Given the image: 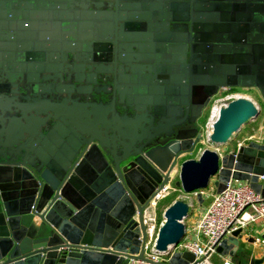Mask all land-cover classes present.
<instances>
[{
	"label": "water",
	"instance_id": "95a60500",
	"mask_svg": "<svg viewBox=\"0 0 264 264\" xmlns=\"http://www.w3.org/2000/svg\"><path fill=\"white\" fill-rule=\"evenodd\" d=\"M228 88L264 100V0H0V264L151 262L145 212L166 187L264 197V141L232 149L264 111L249 99L181 162L204 137L174 120ZM192 212L163 210L156 264H197L176 251Z\"/></svg>",
	"mask_w": 264,
	"mask_h": 264
},
{
	"label": "built area",
	"instance_id": "2783aa9c",
	"mask_svg": "<svg viewBox=\"0 0 264 264\" xmlns=\"http://www.w3.org/2000/svg\"><path fill=\"white\" fill-rule=\"evenodd\" d=\"M236 96H227L224 99L216 101L212 111L215 108L226 106L230 101L236 99ZM227 102V103H224ZM217 103H220L217 105ZM211 111V114H212ZM211 119V118H210ZM210 122L207 124V138L212 130ZM203 137H206V131H201ZM254 136H249L239 140L237 149L248 145L251 141H256ZM262 142L264 140L258 139ZM204 141V140H203ZM203 143V142H202ZM173 186H168L164 191L158 192L151 200L146 212L152 209L154 212V223L149 224L150 239L145 257L151 262L138 260H129L127 264H156L160 258L152 253V243L156 231L161 224L158 216L159 205L169 196ZM209 190L202 192L205 195ZM264 221V197L255 192L248 183L229 182L226 189L221 194H213L211 202L198 221L187 228V236L182 243L178 245L176 251L188 252L195 256L197 264H235L231 259L222 257L218 259L220 240L232 235L238 230H245L251 225ZM195 239V240H193ZM264 243V241H262Z\"/></svg>",
	"mask_w": 264,
	"mask_h": 264
},
{
	"label": "crops",
	"instance_id": "0c3cea01",
	"mask_svg": "<svg viewBox=\"0 0 264 264\" xmlns=\"http://www.w3.org/2000/svg\"><path fill=\"white\" fill-rule=\"evenodd\" d=\"M253 123L256 124V130L244 133V135L239 140H243L244 138L249 136H254L255 139H257L256 141H260L258 139L264 140V115L261 116L259 120H256ZM172 191L176 192L179 191V189H172ZM216 193L217 188L212 185L209 191L205 193V195H203V202L198 201L196 195H194V203L189 200L190 198L188 196H180L175 199H187L193 205L192 215L189 219L185 221L187 228L194 225L198 221V219H200V217L203 215L204 211L211 202V196ZM172 202L166 205L164 209L168 207ZM163 210L160 212V216L162 215ZM160 222H162V217ZM244 233L245 235L240 241L239 248L235 255H224L222 252L219 251L218 259L222 257H227L231 259L235 264H264V243H262V241H264V221H260L257 224L251 225L250 227L244 230Z\"/></svg>",
	"mask_w": 264,
	"mask_h": 264
},
{
	"label": "rangeland",
	"instance_id": "374dc122",
	"mask_svg": "<svg viewBox=\"0 0 264 264\" xmlns=\"http://www.w3.org/2000/svg\"><path fill=\"white\" fill-rule=\"evenodd\" d=\"M227 96L243 97V98H246V99H249L250 101H252L257 107L264 108V101H263L259 91H257V90L237 89V90L228 92L226 95L216 96L215 97V102H213L212 105L209 106V108L206 110V120L203 121V125L204 126L202 127L203 128L202 131H206V137L204 138L203 143H201L191 155L185 156L181 160V162L185 161V160H188V159H198L200 157L201 153L205 149H213V147L207 141V131H208L207 124L209 123L210 118L212 116L211 111H212L213 106L216 105V101L219 100V99H224ZM224 103H227V102H224ZM219 104L220 103H217V105H219ZM263 115H264V111H263L261 116H263ZM258 120H259V118H258ZM255 130H256V124L251 123L250 125H248L247 127H245L243 129V131L241 132V134L238 137V140L241 139V137L244 135V133L255 131ZM235 147L236 146L233 145L232 149L235 148ZM180 196L181 197L185 196L183 194V192H181L180 190L176 191V192L171 191V193L169 194L168 198L166 200H164L159 205V207H158L159 211H157L158 216H160V212L164 209V207L166 205H168L170 202H172L173 200H175L177 197H180ZM188 197L190 198L189 199L190 201H192L193 203L195 202V196L194 195H191V196H188Z\"/></svg>",
	"mask_w": 264,
	"mask_h": 264
},
{
	"label": "flooded vegetation",
	"instance_id": "af4514ba",
	"mask_svg": "<svg viewBox=\"0 0 264 264\" xmlns=\"http://www.w3.org/2000/svg\"><path fill=\"white\" fill-rule=\"evenodd\" d=\"M59 66H60V64H57V67H59ZM65 67H66V65H62L61 66V68H65ZM59 69H60V67H59ZM47 82L50 83L51 80L47 81ZM65 84H66V82H65ZM237 89H244V88L220 89L217 96L226 95L228 92H231V91H234V90H237ZM248 90H257V89H248ZM205 94H206V91L204 90V91H202L201 94H199L197 96L201 100ZM191 96L193 97L192 94H191ZM197 96H196V98H197ZM215 97L211 99V101H210V103H209V105L207 107L204 106L202 109H200L199 112L197 110V107L194 110L183 112L181 114V116L177 117L174 120L175 122H179V125L174 127L172 129V131H190V132L191 131H199V132H201L202 129H203L202 127L204 126L203 125V121L206 120V110L209 108V106L212 105L213 102H215Z\"/></svg>",
	"mask_w": 264,
	"mask_h": 264
},
{
	"label": "bare ground",
	"instance_id": "6f19581e",
	"mask_svg": "<svg viewBox=\"0 0 264 264\" xmlns=\"http://www.w3.org/2000/svg\"><path fill=\"white\" fill-rule=\"evenodd\" d=\"M235 98H239V97H235ZM219 110L220 108H215L213 111H212V116H211V119H210V125L215 123V121L217 120L218 118V115H219ZM210 132H212V130H210ZM211 134V133H210ZM146 220L149 224H153L154 223V212L152 209H149L147 212H146Z\"/></svg>",
	"mask_w": 264,
	"mask_h": 264
},
{
	"label": "trees",
	"instance_id": "16d2710c",
	"mask_svg": "<svg viewBox=\"0 0 264 264\" xmlns=\"http://www.w3.org/2000/svg\"><path fill=\"white\" fill-rule=\"evenodd\" d=\"M159 221H161V216H159Z\"/></svg>",
	"mask_w": 264,
	"mask_h": 264
}]
</instances>
